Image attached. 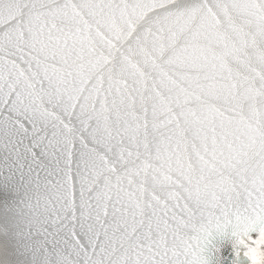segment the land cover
Instances as JSON below:
<instances>
[{
	"label": "snow or ice",
	"instance_id": "1",
	"mask_svg": "<svg viewBox=\"0 0 264 264\" xmlns=\"http://www.w3.org/2000/svg\"><path fill=\"white\" fill-rule=\"evenodd\" d=\"M0 264H264V0H0Z\"/></svg>",
	"mask_w": 264,
	"mask_h": 264
}]
</instances>
